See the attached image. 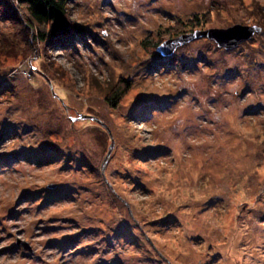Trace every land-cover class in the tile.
<instances>
[{"label":"rangeland","instance_id":"1","mask_svg":"<svg viewBox=\"0 0 264 264\" xmlns=\"http://www.w3.org/2000/svg\"><path fill=\"white\" fill-rule=\"evenodd\" d=\"M3 1L0 264H264V0H70L36 49Z\"/></svg>","mask_w":264,"mask_h":264},{"label":"trees","instance_id":"2","mask_svg":"<svg viewBox=\"0 0 264 264\" xmlns=\"http://www.w3.org/2000/svg\"><path fill=\"white\" fill-rule=\"evenodd\" d=\"M3 2L4 4L1 5L9 11L12 19L24 25L23 30L32 49H36L42 42L58 38L59 35L64 38L66 35L76 33L77 24L70 20L68 14L70 0H8V2L4 0ZM9 6L16 9L10 10ZM0 11L3 12L1 9ZM54 23H58L59 28H56ZM120 84L121 82L118 85L121 86ZM119 86L107 96V102L113 108L118 107L119 100L123 98L126 90L124 87L120 89Z\"/></svg>","mask_w":264,"mask_h":264},{"label":"water","instance_id":"3","mask_svg":"<svg viewBox=\"0 0 264 264\" xmlns=\"http://www.w3.org/2000/svg\"><path fill=\"white\" fill-rule=\"evenodd\" d=\"M258 31H260V29L256 27H245L237 25L226 30H209L203 32V34L209 39L214 40L221 48L232 49L250 40ZM184 42L185 39L182 38L178 40H169L168 42L160 45L157 51L163 56L166 54H171L178 46L182 45ZM101 124L108 131H110L103 123Z\"/></svg>","mask_w":264,"mask_h":264}]
</instances>
